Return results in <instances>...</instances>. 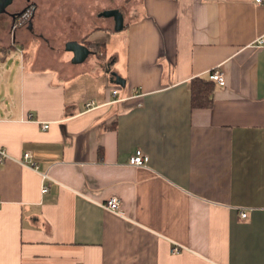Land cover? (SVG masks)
Masks as SVG:
<instances>
[{
	"label": "crops",
	"instance_id": "obj_1",
	"mask_svg": "<svg viewBox=\"0 0 264 264\" xmlns=\"http://www.w3.org/2000/svg\"><path fill=\"white\" fill-rule=\"evenodd\" d=\"M126 6L62 48L0 45V66L22 57L0 89V264H264V0ZM68 40L104 53L73 63ZM211 69L225 84L193 107Z\"/></svg>",
	"mask_w": 264,
	"mask_h": 264
},
{
	"label": "rangeland",
	"instance_id": "obj_2",
	"mask_svg": "<svg viewBox=\"0 0 264 264\" xmlns=\"http://www.w3.org/2000/svg\"><path fill=\"white\" fill-rule=\"evenodd\" d=\"M130 0H14L7 7L8 12L21 10L28 7L32 18L33 36L27 32L26 22H17L14 25L13 20L8 13H0V45L13 39V35L23 31L26 34L25 42L22 46V52L25 58L29 57L38 45H41V38L44 35L48 38L50 45L58 47L63 46L64 41L70 35L84 32L99 24L96 12L102 11L105 6L119 5L125 11L126 5ZM32 31V30H31ZM24 36V35H23ZM24 38V39H25ZM15 40V38H14ZM43 42V41H42ZM44 43V42H43ZM1 47V46H0ZM21 47V46H20ZM45 48V46L43 47ZM22 57L18 54L10 55L0 66V89H3L7 83L11 85L14 79L18 65L21 63ZM0 94V101L4 95Z\"/></svg>",
	"mask_w": 264,
	"mask_h": 264
},
{
	"label": "built area",
	"instance_id": "obj_3",
	"mask_svg": "<svg viewBox=\"0 0 264 264\" xmlns=\"http://www.w3.org/2000/svg\"><path fill=\"white\" fill-rule=\"evenodd\" d=\"M256 1H260V0H256ZM255 44L257 46H261L264 45V36L258 37L255 41ZM209 78L214 81L215 83L219 84V85H224L225 84V80H224V76L222 74V72L218 69H214L209 73ZM116 89L112 90V94H116ZM96 101L91 99L89 101H87L85 103V108L89 109L92 108L94 106H96ZM28 119H32V115L29 114L28 115ZM42 127L43 128H47L48 127V122H44L42 123ZM6 157H8V154L4 151V149L0 148V161L5 159ZM148 161V155L145 154L141 149H136L128 158V163L131 165H136V166H140V165H145ZM22 163L24 164H28L32 167H36L35 165H33V163L30 162V153L29 152H25L23 155V161ZM46 177V175L44 174L42 176V179H44ZM42 191H46L47 190V186L45 184H42ZM104 206L113 211V212H118L119 209V199L116 196L110 197L106 203L104 204ZM241 216L245 217L246 216V212L242 211L241 212ZM176 248H174L175 250Z\"/></svg>",
	"mask_w": 264,
	"mask_h": 264
},
{
	"label": "trees",
	"instance_id": "obj_4",
	"mask_svg": "<svg viewBox=\"0 0 264 264\" xmlns=\"http://www.w3.org/2000/svg\"><path fill=\"white\" fill-rule=\"evenodd\" d=\"M30 9H27L21 12L18 16V19L13 20L14 25L17 22H26L30 20L29 13ZM88 47L92 49L95 53L103 55V45L96 42H86ZM1 48V47H0ZM214 70L211 69L209 73ZM209 73L207 76H196L193 77L190 81V90H191V103L193 107H208L211 104L212 100V91H213V81L209 78Z\"/></svg>",
	"mask_w": 264,
	"mask_h": 264
},
{
	"label": "water",
	"instance_id": "obj_5",
	"mask_svg": "<svg viewBox=\"0 0 264 264\" xmlns=\"http://www.w3.org/2000/svg\"><path fill=\"white\" fill-rule=\"evenodd\" d=\"M14 0H0V13H7V7L12 4ZM101 15H105V16H112L115 20V26L116 28L121 27V22H122V17H121V12L118 9H107V10H103L101 13ZM65 49L68 51L72 52V58L71 61L73 63H79L81 61H83L87 55L92 52V50H90V48L81 43L78 40H68L65 42ZM113 75H115L114 72H112Z\"/></svg>",
	"mask_w": 264,
	"mask_h": 264
},
{
	"label": "flooded vegetation",
	"instance_id": "obj_6",
	"mask_svg": "<svg viewBox=\"0 0 264 264\" xmlns=\"http://www.w3.org/2000/svg\"><path fill=\"white\" fill-rule=\"evenodd\" d=\"M27 9H29L28 7H24V8H22L21 10H14V11H9L8 13L10 14V17H11V19L12 20H16V19H18V16H19V14L21 13V12H23V11H25V10H27ZM7 13V14H8Z\"/></svg>",
	"mask_w": 264,
	"mask_h": 264
}]
</instances>
